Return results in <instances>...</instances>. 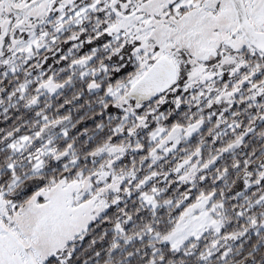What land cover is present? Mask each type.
Instances as JSON below:
<instances>
[{
	"label": "snow or ice",
	"instance_id": "6c2138e0",
	"mask_svg": "<svg viewBox=\"0 0 264 264\" xmlns=\"http://www.w3.org/2000/svg\"><path fill=\"white\" fill-rule=\"evenodd\" d=\"M0 264H264V0H0Z\"/></svg>",
	"mask_w": 264,
	"mask_h": 264
}]
</instances>
